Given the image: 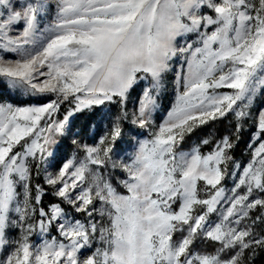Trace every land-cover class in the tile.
<instances>
[{
    "label": "snow or ice",
    "instance_id": "1",
    "mask_svg": "<svg viewBox=\"0 0 264 264\" xmlns=\"http://www.w3.org/2000/svg\"><path fill=\"white\" fill-rule=\"evenodd\" d=\"M175 57L186 69L156 127L162 77ZM149 78L129 113L130 90ZM0 84L54 97L0 103V264H245L248 250L264 248L255 232L264 224V109L253 137L261 142L242 172H228L230 135L177 151L186 134L229 113L238 139L240 121L264 95V0H0ZM65 102L72 107L54 119ZM106 105L119 111L98 140L94 131V142L82 143L76 133L82 158L74 152L47 172L61 203L45 209L32 169L49 157L56 164L70 117ZM125 122L149 138L122 158ZM201 144L213 147L205 154ZM109 167L125 173L126 194L104 177ZM228 175L238 176L231 188Z\"/></svg>",
    "mask_w": 264,
    "mask_h": 264
},
{
    "label": "rangeland",
    "instance_id": "2",
    "mask_svg": "<svg viewBox=\"0 0 264 264\" xmlns=\"http://www.w3.org/2000/svg\"><path fill=\"white\" fill-rule=\"evenodd\" d=\"M195 39L196 37L194 35L187 37V40L189 42ZM181 43H184V41L182 40ZM8 55H9V58L13 57V54H8ZM182 69H186V64L181 58L175 57L169 62V69L166 73H164L162 77L161 87L159 89V95L157 97L158 107L152 114L153 124L156 127H158L159 124H161L164 121V119L167 116L168 111L171 109L173 105V102L175 100V95H176V85H175L176 73L181 71ZM146 86H151L150 78L148 81H140L136 86H134L133 90H130L129 98L126 103V108L129 111V113H131L132 111L135 110V108L138 107L139 96L142 93L143 88ZM6 89L11 98L20 99V100H28V99L30 100L31 99V100L38 101L35 103H31L29 105L47 103L50 99L54 98L51 96L35 97V96L26 95L21 91L10 90L7 87ZM220 91H230V90L222 89ZM39 101H42V102H39ZM5 102L10 103L9 101H5L0 98V103H5ZM29 105H25V106H29ZM61 106H63L64 112L62 113V116H57L55 113L54 119L56 120H63L69 108L72 107V105H69L67 102H65ZM109 109L111 110L110 112H109ZM262 109H264V95L263 96L258 95L256 99L254 100L253 105L249 109L250 115L243 118L244 121H250L254 125V130L250 134L248 142H247V146H246V154H247L246 159L243 163H234L229 173L233 171L237 173L242 172L243 167L247 166V164L252 160V152L256 147H258L259 143L261 142L259 139H254L253 137H254V134L256 133V120L258 118V112ZM118 111H119L118 106L106 105V106H101V107H94L91 111L86 110L84 112L75 113L72 117L69 118L70 123L67 126V128H70V132L66 130L65 135L63 137L57 138V144L59 145V150L55 157L56 164L49 166V161L53 159L52 157H49L48 161H46L44 164H41L39 172H37L35 168H33V171L36 174H39L41 180L44 183V178L47 172H53L57 170V166L59 163L62 162L63 158H71L72 154L76 152L77 159H81L82 153H79L78 150L76 149V146L72 144L73 136L76 133H79V135L75 136L77 140H79L82 143L92 144L94 142L93 135H92L93 132L94 131L96 132L95 139L98 140L99 135L103 134L105 126L110 125L111 117L115 116ZM105 113H108V114L105 115ZM228 115L234 117V114L232 113H229ZM84 124L86 125L83 128L82 125ZM123 128H124L125 136L123 140L120 141L119 143L121 146H125L127 148V151L124 153V156L122 157V158H126L135 151V148L138 146V141L149 138V134H148V131L134 128L127 122L124 123ZM129 132L133 133V135L129 136L128 135ZM261 139H264V137H261ZM249 145H251V147ZM52 148L56 149L57 145H53ZM190 150H186L182 152H188ZM109 173H111V175H109ZM103 175L105 178H108L111 180V182L113 183V186L119 189L118 191H120L122 194H126V190L119 184V180L126 179L125 173H123L119 169L112 170L109 167L108 170L103 171ZM236 179H238V176L233 177L232 175H228L225 181L223 182V185L226 188H231L233 186L234 180ZM97 206H99L98 202H97ZM73 214L79 215V214H75L74 212ZM255 215H257V213H253V216ZM79 217L80 219H85V217L82 215H79ZM217 218H218L217 215L212 216L213 220ZM262 230H264V224L258 223L255 226V232L257 236L261 235L260 233ZM53 231L54 233L51 232V235L53 236L57 235L54 229ZM14 235H16L15 231L9 230L10 238ZM30 241L33 243H39L40 237L34 234L30 237ZM249 251L250 252H249L248 257L251 258V256L253 255L252 254L253 252H251L252 250H249Z\"/></svg>",
    "mask_w": 264,
    "mask_h": 264
},
{
    "label": "trees",
    "instance_id": "3",
    "mask_svg": "<svg viewBox=\"0 0 264 264\" xmlns=\"http://www.w3.org/2000/svg\"><path fill=\"white\" fill-rule=\"evenodd\" d=\"M263 96V95H262ZM0 98L5 101H9L11 104L15 106H25L29 105L31 103H35L38 101L35 100H20V99H14L11 98L5 85L0 84ZM42 102V101H39ZM62 110V111H61ZM64 112L63 106H61L60 110L56 113L57 116H62V113ZM236 119L230 115H227V117L218 119L215 121H209L207 124L202 125L194 131H192L190 134H186L183 142H181L178 146L177 151H186L190 150L201 140L204 138H212L213 141L219 140L225 135H230L232 142L234 144V147L231 149L229 155L232 157V159L228 162V172H230L232 166L234 163H243L246 159V146L249 139L250 134L254 130V125L250 121H244L243 119L240 121L241 124V131L239 132V138L237 139L236 133H235V126H236ZM86 124L82 125L84 128ZM213 145H200L201 151L203 153H208L212 149ZM227 178V177H226ZM225 181V180H224ZM223 181V182H224ZM39 184L44 190V195L42 197V206L47 209V207L52 203H61L59 198L54 197L52 195L50 187L45 185L43 181L41 180L39 174H36L32 169V190L33 194H35V188L36 185ZM119 190V189H117ZM120 192V191H119ZM62 207H64L68 211H72L70 207L66 204H61ZM79 215H77V218ZM80 218V217H79ZM54 233V231L52 230ZM260 234H264V230L261 231ZM249 250L246 252L245 255V264H264V248H257L252 254L251 258L248 257Z\"/></svg>",
    "mask_w": 264,
    "mask_h": 264
}]
</instances>
